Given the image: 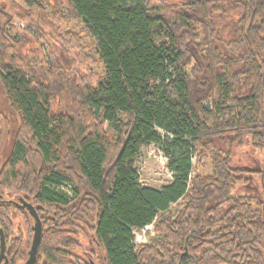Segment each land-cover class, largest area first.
Instances as JSON below:
<instances>
[{
    "label": "trees",
    "instance_id": "16d2710c",
    "mask_svg": "<svg viewBox=\"0 0 264 264\" xmlns=\"http://www.w3.org/2000/svg\"><path fill=\"white\" fill-rule=\"evenodd\" d=\"M44 2L0 0V184L38 206L42 263L85 243L100 264H264V0ZM148 144L159 188L134 165Z\"/></svg>",
    "mask_w": 264,
    "mask_h": 264
},
{
    "label": "rangeland",
    "instance_id": "374dc122",
    "mask_svg": "<svg viewBox=\"0 0 264 264\" xmlns=\"http://www.w3.org/2000/svg\"><path fill=\"white\" fill-rule=\"evenodd\" d=\"M37 2L43 7L46 16H50V5L48 3H45L44 0H37ZM69 12L67 10H62L60 17L58 18H49V21L52 22L55 26L61 28V29H69L71 31L78 32L81 29V23L78 19H76L73 16L67 17ZM12 25L19 28H24L29 32L32 36H34L35 40L37 39V43L39 44L41 55L44 57L45 61L47 59L49 60V52L48 47L46 43H43L41 39H38L37 32L34 30V28L29 27L26 25V22L21 20L18 17H14L12 21ZM12 35L15 34V32H10ZM37 37V38H36ZM85 68H89L91 72H95L98 74H104V66L101 62H95L94 60H87L84 63ZM3 103V102H2ZM106 129L110 130L112 129L108 125H104ZM235 156L240 162H247L248 156L247 153H249V147L246 143L243 145L237 146L235 148ZM258 161L264 160V154L259 152L257 153ZM4 157V154L0 157V162L2 161ZM167 159L162 154V151L159 149V147L155 144H148L141 146L139 149L138 155L135 157L134 165L138 171L139 181L142 184L149 185L152 187L159 188L162 184L167 183L171 179V173L168 171L166 167ZM194 162V160H193ZM207 173L209 172V165H208V159L205 160V165L203 166H196V168L193 169L192 173ZM171 209H174L176 207V204H171ZM153 235L152 231V225H147L141 230H135L134 231V242L142 243L146 242L150 236ZM84 248H81L82 251H79L81 254H84L85 251H89V246H87L85 243L83 244ZM96 262L98 260L94 259Z\"/></svg>",
    "mask_w": 264,
    "mask_h": 264
},
{
    "label": "flooded vegetation",
    "instance_id": "af4514ba",
    "mask_svg": "<svg viewBox=\"0 0 264 264\" xmlns=\"http://www.w3.org/2000/svg\"><path fill=\"white\" fill-rule=\"evenodd\" d=\"M2 171L0 169V173ZM40 216L38 206L31 200L16 193L12 186L5 188L0 184V264H25L30 256H34L32 264H43L38 255L42 232ZM36 222L40 224V239L33 251L32 239ZM79 251L82 249L77 250L78 253ZM82 256L85 262L81 264H100L94 260L92 251H85Z\"/></svg>",
    "mask_w": 264,
    "mask_h": 264
},
{
    "label": "water",
    "instance_id": "95a60500",
    "mask_svg": "<svg viewBox=\"0 0 264 264\" xmlns=\"http://www.w3.org/2000/svg\"><path fill=\"white\" fill-rule=\"evenodd\" d=\"M30 209L33 211L32 208ZM263 209H264V201H263ZM33 214L35 213L33 212ZM39 239H40V224L39 222H36L34 226V233H33V239H32V250L33 251H35V249L37 248ZM33 262H34V256H30L25 264H32Z\"/></svg>",
    "mask_w": 264,
    "mask_h": 264
}]
</instances>
